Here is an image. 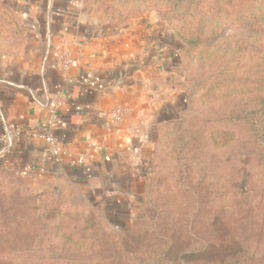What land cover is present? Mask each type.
I'll return each instance as SVG.
<instances>
[{
	"label": "rangeland",
	"instance_id": "rangeland-1",
	"mask_svg": "<svg viewBox=\"0 0 264 264\" xmlns=\"http://www.w3.org/2000/svg\"><path fill=\"white\" fill-rule=\"evenodd\" d=\"M82 3L93 19L152 15L175 35L185 109L160 129L156 170L127 224L68 184L0 167V264H264V0ZM29 42L0 0V58Z\"/></svg>",
	"mask_w": 264,
	"mask_h": 264
},
{
	"label": "crops",
	"instance_id": "crops-1",
	"mask_svg": "<svg viewBox=\"0 0 264 264\" xmlns=\"http://www.w3.org/2000/svg\"><path fill=\"white\" fill-rule=\"evenodd\" d=\"M6 1L30 42L19 57L0 58V167L68 184L107 219L130 223L156 170L157 135L185 109L178 42L152 15L116 25L90 17L82 0ZM116 108L127 111L118 124ZM11 131L18 136L7 144ZM45 134L60 158L48 154Z\"/></svg>",
	"mask_w": 264,
	"mask_h": 264
},
{
	"label": "built area",
	"instance_id": "built-area-1",
	"mask_svg": "<svg viewBox=\"0 0 264 264\" xmlns=\"http://www.w3.org/2000/svg\"><path fill=\"white\" fill-rule=\"evenodd\" d=\"M70 64V61L64 56V55H60L58 57V61H57V65L60 68L66 69L68 67V65ZM126 110L122 109V108H116L113 110V112L111 113V120L113 123L118 124L122 117L126 114ZM58 122V115L56 113V111L53 109L50 111L49 113V118H48V126L49 128H54L56 126ZM18 133L17 132H9L7 133V136L5 137V141L7 144H10V142L12 141V139L14 137H17ZM42 140L45 144L46 150L48 152V154L54 158H60L62 156V151L59 147V145L57 144L56 140L50 135V134H45L42 136ZM84 157H78L76 160V163L78 165H81L83 163Z\"/></svg>",
	"mask_w": 264,
	"mask_h": 264
},
{
	"label": "trees",
	"instance_id": "trees-1",
	"mask_svg": "<svg viewBox=\"0 0 264 264\" xmlns=\"http://www.w3.org/2000/svg\"><path fill=\"white\" fill-rule=\"evenodd\" d=\"M263 26H264V22H263ZM264 31V29H263ZM172 34V33H171ZM173 35V34H172ZM173 37L176 39V41L178 42L179 44V58H180V65H181V69H182V73H183V63H182V51H183V44L175 37V35H173ZM185 96H186V101H187V95L185 93ZM259 113V112H258ZM183 114V113H182ZM261 117L263 118L264 117V113L261 112ZM260 124H261V128L264 129V120H260L259 121ZM263 132V131H262ZM162 264H169L168 261H162Z\"/></svg>",
	"mask_w": 264,
	"mask_h": 264
}]
</instances>
